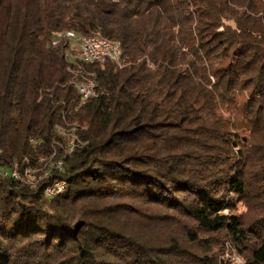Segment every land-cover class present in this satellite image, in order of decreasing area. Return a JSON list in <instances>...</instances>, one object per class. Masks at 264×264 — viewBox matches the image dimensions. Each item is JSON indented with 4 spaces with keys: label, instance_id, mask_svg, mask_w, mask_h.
Wrapping results in <instances>:
<instances>
[{
    "label": "trees",
    "instance_id": "obj_1",
    "mask_svg": "<svg viewBox=\"0 0 264 264\" xmlns=\"http://www.w3.org/2000/svg\"><path fill=\"white\" fill-rule=\"evenodd\" d=\"M225 235L264 264V0H0V264H229Z\"/></svg>",
    "mask_w": 264,
    "mask_h": 264
},
{
    "label": "bare ground",
    "instance_id": "obj_2",
    "mask_svg": "<svg viewBox=\"0 0 264 264\" xmlns=\"http://www.w3.org/2000/svg\"><path fill=\"white\" fill-rule=\"evenodd\" d=\"M65 35L68 38H71L74 41H78V39H80L82 42H84V45H86V47H94V39L90 38V36H83V35H78L73 31H66ZM96 40L99 42V44L103 47H115V52H111V53H107V58H111L114 62H116L118 64L119 62V56H120V47L119 45L114 42L111 41L107 38H104L100 35H96ZM80 59L85 61V62H89V63H94V62H101L100 57L99 56H91V62L90 60H84V55H79ZM89 85L94 87V83L92 81H85L83 83L78 84L77 86H80L81 89H88V96H85L84 93H79L81 99H87L90 96H93L95 94V89H89ZM31 170L30 169H25L23 171V179L26 178L28 184H33V181H36V176L33 174H31ZM11 176L13 177H17V178H21L19 171L17 170V168L14 166L13 168H11ZM64 186V182H60V184L58 186H56L55 190L53 191L52 195L57 194ZM49 195V196H52Z\"/></svg>",
    "mask_w": 264,
    "mask_h": 264
},
{
    "label": "built area",
    "instance_id": "obj_3",
    "mask_svg": "<svg viewBox=\"0 0 264 264\" xmlns=\"http://www.w3.org/2000/svg\"><path fill=\"white\" fill-rule=\"evenodd\" d=\"M67 38V37H65ZM90 38L94 39V47H86L84 45V42H82L80 39L78 41H72L74 44H76V49L79 51V55H84V60H90L91 62V56H99L101 61L107 60V53L115 52V47H103L99 44V42L96 40V34L90 35ZM69 39V38H68ZM76 89L78 93H84L85 96H88V89H81L80 86H76ZM89 89H95V87L89 85ZM96 91V89H95ZM69 143V150L72 149V141L68 139ZM13 168V167H11ZM11 168L2 170L3 176H11ZM32 174V172H31ZM17 178V177H13ZM38 181H33V184H29L30 186H34ZM62 182V180L54 181L53 183L47 185L44 189V192L47 195H52L53 191L55 190L56 186H58Z\"/></svg>",
    "mask_w": 264,
    "mask_h": 264
},
{
    "label": "rangeland",
    "instance_id": "obj_4",
    "mask_svg": "<svg viewBox=\"0 0 264 264\" xmlns=\"http://www.w3.org/2000/svg\"><path fill=\"white\" fill-rule=\"evenodd\" d=\"M64 34V33H63ZM76 44H74V49L76 50ZM83 100V99H82ZM70 138V137H69ZM16 167V165H14ZM13 166V167H14ZM17 168V167H16ZM34 174V172H33ZM36 181L39 179V175H36ZM244 210V207L238 203L236 212H241ZM223 243V249L220 251L216 257L218 263H229V264H239L242 263L243 260L241 256L238 254L235 245L231 241V239L228 236H224L223 239H221Z\"/></svg>",
    "mask_w": 264,
    "mask_h": 264
}]
</instances>
